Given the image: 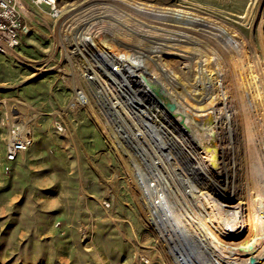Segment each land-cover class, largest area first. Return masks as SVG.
Instances as JSON below:
<instances>
[{
	"label": "rangeland",
	"instance_id": "rangeland-1",
	"mask_svg": "<svg viewBox=\"0 0 264 264\" xmlns=\"http://www.w3.org/2000/svg\"><path fill=\"white\" fill-rule=\"evenodd\" d=\"M48 2L16 0L21 43L0 52V264H205L199 237L187 234L185 249L167 247L155 226L158 221L173 235L170 225L177 217L167 208L177 211L190 201V182L203 177L190 138L162 116L121 60L98 54L77 29L93 23L91 36L99 40L106 30L128 34L135 49L128 50L130 57L158 65L157 74L169 83V67L151 63L150 56L186 40L176 26L215 27L222 38L246 43L264 77V0ZM165 15L175 27L161 24ZM187 33V41L200 45L199 37ZM72 78H79V92L87 94L80 107H69L76 96ZM23 118L32 119L33 142L8 160L9 131ZM255 139L264 154V137ZM123 149L139 169L135 181ZM150 173L165 199L161 205L152 202L154 192H148L151 198L141 194Z\"/></svg>",
	"mask_w": 264,
	"mask_h": 264
},
{
	"label": "bare ground",
	"instance_id": "bare-ground-1",
	"mask_svg": "<svg viewBox=\"0 0 264 264\" xmlns=\"http://www.w3.org/2000/svg\"><path fill=\"white\" fill-rule=\"evenodd\" d=\"M108 1L114 0H105L104 3ZM167 15L164 18L166 23L161 24L167 28L175 27L170 24L173 18ZM85 24L77 32L89 36L88 42L98 54H110L121 60L141 90L159 105L162 116L169 118L190 138L197 160L196 172L202 173L203 177L201 182L188 183L192 186V199L182 205L184 210H180L182 206H179L178 212L171 206L167 208L171 217H177L170 225L175 234L167 235L162 223H155L167 247L185 249L189 234L201 240L197 246L205 264H264V154L255 139L257 134L264 137V77L248 56L246 43L233 37L224 39L219 36L218 29L211 26L198 31L176 26L186 40L169 43L150 56L153 58L151 63L169 67L171 81L167 83L157 74L158 65L148 67L145 64H148L147 60L130 57L128 50H135L131 36L106 30L104 38L99 40L91 36L96 32L92 31L93 23ZM187 32L199 37L200 45L194 47L187 41ZM126 71L124 74H127ZM189 73L198 74L205 81L192 82L181 77ZM95 76L101 81L100 76ZM77 80L72 78L69 82L76 92L70 101V108L79 103L86 104L88 100L87 94L84 93L86 98L80 94ZM88 104L90 107L91 104ZM232 110L237 113H230ZM29 120L26 119V122ZM24 126L27 128L28 125L24 123ZM176 134L182 141L180 134ZM120 152L125 155L130 172L134 174L130 177L135 181L139 170L134 166L136 162L124 149ZM154 177H148L151 181L144 183L145 191L142 190L141 194L149 198L151 193L148 192H154L153 199L150 197L152 202L161 205L165 199L159 195Z\"/></svg>",
	"mask_w": 264,
	"mask_h": 264
},
{
	"label": "built area",
	"instance_id": "built-area-1",
	"mask_svg": "<svg viewBox=\"0 0 264 264\" xmlns=\"http://www.w3.org/2000/svg\"><path fill=\"white\" fill-rule=\"evenodd\" d=\"M20 19L21 12L16 0H0V52L14 49L20 45ZM31 121L32 119L26 122V119L23 118L14 123L10 129L6 153L8 160L16 159L31 146L33 142ZM24 123L28 125L27 128ZM60 129L64 134H68L63 125L60 126Z\"/></svg>",
	"mask_w": 264,
	"mask_h": 264
}]
</instances>
